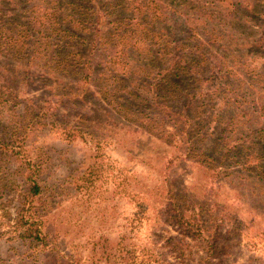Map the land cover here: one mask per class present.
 Masks as SVG:
<instances>
[{
	"label": "trees",
	"instance_id": "16d2710c",
	"mask_svg": "<svg viewBox=\"0 0 264 264\" xmlns=\"http://www.w3.org/2000/svg\"><path fill=\"white\" fill-rule=\"evenodd\" d=\"M253 21L258 31L244 25ZM0 53L55 75L36 116L51 119L68 145H93L73 175L50 187L12 105L17 132L0 130V208L14 220L18 249L11 263L114 264L112 250H122L123 236L89 240L84 262L65 248L62 202L69 194L90 201L98 192L101 143L133 158L148 138L173 145V153H156L159 169L149 183L119 177L114 195L175 228L182 239L168 237L165 246L178 254L177 264L222 263L215 260L233 244L234 231L218 235L229 214L216 198L218 183L234 177L226 173L231 161L250 174L237 185L250 192L243 199L251 202L259 190L264 202V0H0ZM233 59L252 70L234 72ZM207 112L212 118L203 117ZM208 138L211 147L200 146ZM140 157L135 162L148 167L152 156ZM182 165L202 169L207 185L176 189L172 173ZM186 239L199 248L195 263Z\"/></svg>",
	"mask_w": 264,
	"mask_h": 264
},
{
	"label": "rangeland",
	"instance_id": "374dc122",
	"mask_svg": "<svg viewBox=\"0 0 264 264\" xmlns=\"http://www.w3.org/2000/svg\"><path fill=\"white\" fill-rule=\"evenodd\" d=\"M244 25L252 30L258 31L259 29V24L256 21ZM254 59L250 62L251 64L256 63ZM230 62L229 66H232L234 72L237 71L239 74L252 70L249 68L250 65L242 67L235 59ZM257 63L261 64V61ZM54 77L56 76L50 74L47 69L28 65L24 61L18 60L17 57L0 53V130L5 128V131L10 134L11 129L16 127L17 132V113H19L21 123L28 125L26 132L30 141H33L31 143L33 149L43 158L46 173L44 179L50 187L62 177L73 175L75 168L81 163L86 148L93 146H89L81 140L68 145L63 140L60 131L53 127L54 122L51 119L48 120L46 116L39 118L36 116V113H39L45 105L51 90L56 87V83L53 81L56 82L57 78L54 79ZM60 79L67 80L64 76ZM13 104L17 106V113L11 110ZM63 114V110L57 113L61 117ZM209 115L210 112H207L203 117L205 119L212 118ZM53 119L55 120V118ZM210 139H205V143L202 142L200 146L211 147L212 140ZM138 148H142L143 151L135 150L137 152L133 154L135 156L129 158L110 141L101 143L97 153L101 154L104 172L101 181L96 183L98 192L93 194L90 201L83 196L76 197L72 194L63 199L61 208L64 210L62 214L63 224L60 226H62V233L67 232L68 234V238H65V248L71 249L74 258L78 255L77 257H80L83 262L85 259L88 261L90 256L87 242L91 239L102 236L109 242H113L120 241L123 236L125 237V244L122 245V250H117V247L112 250V255L115 256L114 264L178 263L176 262L178 261L176 258L179 257L178 254L165 246V239L168 237L182 239L175 228L171 227L170 224H165L163 219L159 218L152 210L147 211L146 206L137 207L129 198L124 196L119 198L113 193L115 182L119 177L125 175H139L141 180L149 183L150 178L155 177L159 169L158 163L161 156L156 157V153L170 154L173 153L174 149L172 148L175 147L154 139L149 141L148 138V140L140 141ZM140 155L145 157L143 159L152 156L148 167L144 165L143 167L135 162L137 159H141ZM185 163L188 164L186 161ZM184 165L176 168L172 173L173 180L177 178V183L174 185L176 189L180 188L182 183L184 185L193 184L194 189L207 185L206 175L202 173V169L191 172V169L186 170ZM228 167L226 173L232 174L234 177L218 183L220 190L217 191L216 204L219 206V211H226L229 214L227 218L229 221L228 225L220 228L218 235H225L227 229L233 230L234 233H230L231 238L229 240L233 244L228 249L223 250L222 259L219 258L220 255L215 261L222 262L221 264H264L263 197L260 195L257 198L259 190H256L254 195L248 196L251 202L247 199L244 200L241 194L247 196L250 192H245L243 188H238L237 185H240L249 173L240 172L242 166L239 168L234 161H231ZM253 188L258 189L254 186ZM253 188H250L248 184L245 186V189ZM200 192L198 195L201 194ZM251 205L260 208L251 210ZM7 219V217H3V211L0 208V264H13L11 262H15L17 259L18 249L17 239L14 237L16 230L14 220L13 218ZM184 244L188 248L190 246L189 249L192 250L190 255L192 262L190 263H195L197 256L200 255L199 248L194 246L190 239H186ZM187 256L185 254L186 260ZM42 259L43 257H41Z\"/></svg>",
	"mask_w": 264,
	"mask_h": 264
}]
</instances>
